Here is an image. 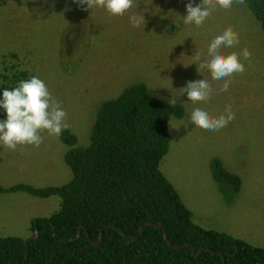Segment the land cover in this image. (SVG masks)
<instances>
[{"label": "rangeland", "instance_id": "rangeland-1", "mask_svg": "<svg viewBox=\"0 0 264 264\" xmlns=\"http://www.w3.org/2000/svg\"><path fill=\"white\" fill-rule=\"evenodd\" d=\"M189 2L135 0L129 13L114 17L101 8L86 11L87 5L82 8L74 0H0V70L17 63L41 78L67 112L77 146L89 144L98 106L132 83L144 82L153 96L183 104L185 115L169 123L171 142L162 172L196 223L264 247V24L246 3H234L230 9L217 5L201 27L186 25ZM142 11L146 23L134 28L130 16ZM228 27L239 34L240 43L221 52L247 48L252 57L250 61L241 57L246 71L231 78L228 91L218 93L224 80H213L208 69L198 72L197 65L208 58L215 36ZM202 79L210 82L213 94L194 104L182 88ZM228 105L235 119L219 131L190 122L197 107L218 118L227 116ZM41 135L44 142L39 148L18 146L12 151L0 145L4 187L19 183L43 187L71 180L65 160L70 146L47 131ZM60 201L58 195L0 193V237L28 239L32 221L51 216Z\"/></svg>", "mask_w": 264, "mask_h": 264}, {"label": "trees", "instance_id": "trees-1", "mask_svg": "<svg viewBox=\"0 0 264 264\" xmlns=\"http://www.w3.org/2000/svg\"><path fill=\"white\" fill-rule=\"evenodd\" d=\"M245 3L264 24V0ZM32 76L17 63L4 65L0 98L4 89ZM185 113L183 104L171 105L153 96L146 83L135 82L98 106L88 145L77 146V135L63 131L60 138L70 146L65 154L72 170L69 182L43 187L0 183V193L61 197L56 212L32 221L37 237H0V264H264V247L196 223L162 172L171 142L169 121ZM6 116L0 109V117ZM147 222L163 227L146 226L140 235ZM101 231L103 240L95 245L92 240L98 241ZM165 233L181 248L171 247ZM204 248L211 251L197 256Z\"/></svg>", "mask_w": 264, "mask_h": 264}, {"label": "clouds", "instance_id": "clouds-1", "mask_svg": "<svg viewBox=\"0 0 264 264\" xmlns=\"http://www.w3.org/2000/svg\"><path fill=\"white\" fill-rule=\"evenodd\" d=\"M74 2L82 8L87 5V8H84L86 11L101 8L111 16L123 17L134 7L135 0H74ZM234 3L243 5L245 0H202L200 4H195V0H192L186 5L187 15L184 16L183 22L186 25L194 24L201 27L217 5L223 9H230ZM130 22L134 28L145 25L144 12L142 11L140 15H131ZM239 43V34L232 27H228L222 34L215 36L208 46V58L201 60L197 65L198 72L201 69H208L213 80H224L218 93L228 91L232 83L231 78L246 71L241 57L245 61L251 60L252 53L247 48L240 53L232 52L225 55L221 52L222 48H233ZM195 56L197 59L200 58L199 51ZM182 89L187 94V100L194 104L209 100L213 94L212 85L207 79L190 81ZM169 103L174 105L176 101L172 98ZM0 109H4L7 114L6 119L0 121V145L12 151H16L18 146L31 145L39 148L44 142L42 132L47 131L49 136L58 138L63 131L70 128L67 112L38 76L21 80L11 90L4 89L0 98ZM225 111L227 116L214 118L207 110L197 107L190 113V122L204 130L219 131L235 119L231 105L226 106ZM169 123L171 124L170 121Z\"/></svg>", "mask_w": 264, "mask_h": 264}, {"label": "water", "instance_id": "water-1", "mask_svg": "<svg viewBox=\"0 0 264 264\" xmlns=\"http://www.w3.org/2000/svg\"><path fill=\"white\" fill-rule=\"evenodd\" d=\"M75 26V25H74ZM72 28V27H71ZM154 226V227H163V225L162 224H160V223H152V222H147V223H145L143 226H142V228H141V230H140V235L143 233V231H144V228L146 227V226ZM111 226V225H110ZM111 227H114L115 229H118L123 235H125V232L123 231V230H121L120 228H118V227H116V226H111ZM103 231H101V234H100V239L98 240V241H93L92 240V242L95 244V245H98L102 240H103ZM38 236V233H37V231H35V233L33 234V235H31L29 238H28V240H31L32 238H35V237H37ZM81 237V235L79 234L78 236H77V238H80ZM128 237L129 238H131V239H136L137 238V236H135V235H128ZM73 238H68V240H72ZM165 239H166V241L168 242V244L171 246V247H177V248H181V246H175L174 244H172L171 243V241L169 240V237H168V234L167 233H165ZM188 245H190V244H188ZM193 249H194V252H196V248L195 247H193ZM203 250H209V251H211V249H209V248H204V249H200L199 251H198V253H196V255L198 256ZM223 264H225V260H224V262H223Z\"/></svg>", "mask_w": 264, "mask_h": 264}, {"label": "flooded vegetation", "instance_id": "flooded-vegetation-1", "mask_svg": "<svg viewBox=\"0 0 264 264\" xmlns=\"http://www.w3.org/2000/svg\"><path fill=\"white\" fill-rule=\"evenodd\" d=\"M229 174H232V173L229 172ZM233 177L234 176L231 175L229 179H232ZM226 187L230 188L231 187L230 183H227Z\"/></svg>", "mask_w": 264, "mask_h": 264}]
</instances>
